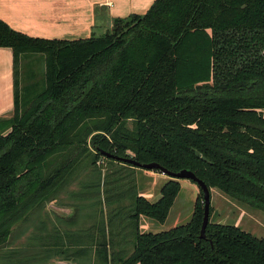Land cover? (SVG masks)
Listing matches in <instances>:
<instances>
[{"label":"trees","instance_id":"1","mask_svg":"<svg viewBox=\"0 0 264 264\" xmlns=\"http://www.w3.org/2000/svg\"><path fill=\"white\" fill-rule=\"evenodd\" d=\"M0 48L15 63L14 111L0 118V247L92 151L191 171L264 212V0H156L78 40L33 38L0 19ZM35 56L41 75L21 83L22 58ZM181 190L169 179L156 202L125 190L134 252L111 258L104 242L100 263L264 264V239L238 227L210 222L200 238L201 191L187 224L142 233L141 218L164 224Z\"/></svg>","mask_w":264,"mask_h":264},{"label":"rangeland","instance_id":"2","mask_svg":"<svg viewBox=\"0 0 264 264\" xmlns=\"http://www.w3.org/2000/svg\"><path fill=\"white\" fill-rule=\"evenodd\" d=\"M43 67L41 56L22 58L19 66L20 82L26 84L33 73L40 76ZM136 170L149 172L137 168ZM69 175L66 178L67 184L61 190L58 189L46 197L38 207L13 226L9 243L0 252V262H4V256L11 250L36 248L30 254L41 253L38 255V264H101L97 253L99 245L104 242L110 247L111 258L122 253L126 259L133 254L134 225L128 219L133 198L119 200V196L137 184L148 195V200L153 201L157 195L161 197L163 183L158 188L156 183L152 184L144 177L140 179L136 174L134 182V178L129 177L131 175L128 169H124L119 163L112 164L103 158L96 159L93 151L73 165ZM179 182L182 190L167 221L160 224L142 217V233L159 234L185 225L191 220L200 190L189 180ZM147 186H151V190H144L145 187L148 189ZM211 208L210 222L235 226L264 239V212L243 205L218 189L211 190ZM73 240L77 244L89 246L88 258L76 260L72 257L67 260V256L57 254L59 248L73 246ZM79 247L80 245H75V251Z\"/></svg>","mask_w":264,"mask_h":264},{"label":"crops","instance_id":"3","mask_svg":"<svg viewBox=\"0 0 264 264\" xmlns=\"http://www.w3.org/2000/svg\"><path fill=\"white\" fill-rule=\"evenodd\" d=\"M155 2L156 0H0V19L14 30L33 38L78 40L109 30L115 19L127 18L134 14L143 15ZM14 107V54L9 48H0V118L10 116ZM128 172L131 175L129 177L134 178V182L136 174L140 179L144 177L152 184L156 183L155 186L158 188L162 183L163 188L170 179L162 174L140 172L136 169H128ZM135 186L138 194L148 199L145 191L143 193V188L137 184ZM145 188L144 190H151V186H147L148 189ZM159 197L160 195H157L151 202H156ZM10 237L11 234L5 245L0 247V252L5 249ZM76 242L79 240L76 239ZM76 242L73 246L59 248L57 254L67 256V260L72 257L76 260L88 258L89 246ZM75 245H80L76 251ZM71 249L72 252H70ZM34 250L36 248L11 250L7 256H4L6 258L4 262L0 264H38V255L41 253L30 254ZM46 251L45 247L44 252Z\"/></svg>","mask_w":264,"mask_h":264},{"label":"water","instance_id":"4","mask_svg":"<svg viewBox=\"0 0 264 264\" xmlns=\"http://www.w3.org/2000/svg\"><path fill=\"white\" fill-rule=\"evenodd\" d=\"M100 153L102 156H104L107 159L115 160L116 162H119L127 166H131L132 168L135 169L137 168L149 172L157 171L158 173L170 178L171 180H177V181L189 180L195 183L198 186L199 190L203 193V197H204V217H203L200 238L206 239V230L210 223V214H211V190L204 181H202L196 176L195 173L188 170H182L178 173H174L155 162L149 164H142L133 158L120 157L105 151H101Z\"/></svg>","mask_w":264,"mask_h":264}]
</instances>
